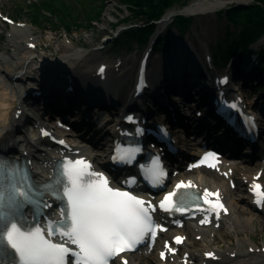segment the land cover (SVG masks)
<instances>
[{"label": "snow or ice", "instance_id": "obj_1", "mask_svg": "<svg viewBox=\"0 0 264 264\" xmlns=\"http://www.w3.org/2000/svg\"><path fill=\"white\" fill-rule=\"evenodd\" d=\"M230 106L235 108L236 104ZM140 131L137 128V134ZM161 131L166 134L163 127ZM41 132L48 134L45 130ZM138 151L137 146L117 144L113 159L131 163ZM27 163L0 155V264H110L113 258L136 249L147 238L154 241L157 230L164 227L154 218L156 205L132 191L135 177L124 180L127 187L113 186L109 177L94 170L84 157L64 156L53 162L49 178L37 184ZM141 174L153 186H158L166 172L159 157L153 156L148 164L141 165ZM193 187L191 181H179L164 193L158 202L159 208L169 214L200 208ZM260 187L253 184V191ZM209 195L217 199L209 200ZM258 195L261 197L258 202L264 203V192ZM200 198L209 205L204 209L206 212L215 211L218 215L219 209L227 211L218 192L210 193L205 188ZM54 201L61 202V219L57 221L48 219V213L43 211ZM27 207L31 208V220L24 215ZM174 239L179 243L184 238L177 235ZM205 255L214 254L206 252ZM160 256L164 257L165 252L161 251ZM120 258L127 264L126 257Z\"/></svg>", "mask_w": 264, "mask_h": 264}, {"label": "rangeland", "instance_id": "obj_2", "mask_svg": "<svg viewBox=\"0 0 264 264\" xmlns=\"http://www.w3.org/2000/svg\"><path fill=\"white\" fill-rule=\"evenodd\" d=\"M193 1L194 0H187L183 5L182 3L177 4L175 2L174 5L172 4L173 6L170 7L175 6V8L179 9L178 6H184V8H186V6ZM249 2L250 1L246 3ZM62 13H64L63 15L66 14L67 17H76L77 21L82 23L84 27L74 28L75 26H72L68 30V35H65L54 18V16H59V14ZM0 14L1 16H9L13 22L8 23L0 16V55H12L16 53L22 57L28 58L30 56L33 60H35L34 58L40 59L41 55H45L51 59L66 54L70 49L79 50L81 53L78 57L80 58L75 57L76 60L71 61V64L75 65V69L71 71L72 73H69L70 78H81L82 74L84 77L92 76L96 65L101 62L107 65L109 76L111 77V68H116V66H120L121 63V70L117 73L118 75L116 77L125 80V82L123 81L124 84L122 83L124 86L123 91L124 93L127 91L128 79L133 75L136 61L143 52L135 39L136 35L132 32H130L132 33L130 35L122 34L118 39V41H121L117 42V44H115L113 40L108 39L104 43V48L102 50H94L95 47L102 44L100 39H102L103 36H111L109 30L113 28L114 25L120 24L124 18H130L128 17L129 13L126 7L121 5L119 0H0ZM88 16L92 18L89 19ZM96 16H98V18L94 19L93 17ZM184 17L189 16L184 13ZM130 19L133 20L134 18ZM139 20H141V18H136V21ZM188 21L190 22L187 27L181 31L183 33L181 36L178 35V31L174 25L168 24L165 28L166 36H164V38L167 41L168 39H172L173 41L167 43L166 47L162 45V51L166 48L170 50L174 48V52H176L175 55H171V52L168 53L166 58L167 63L169 59L175 58L179 56V54L182 55L178 44H182L185 47L183 44L185 42L188 47L187 50L194 51L199 56L206 52L211 54V52L219 51L224 47L225 44L223 40L227 33L229 37H232L233 34L235 35L237 32L236 26L225 19L223 8L216 10L214 13L190 16ZM86 23H90L91 27H88ZM15 25H24L29 28L35 48L27 51V53H20L17 47H11L9 43V34L12 27ZM178 37L182 40L181 42H179ZM256 37L255 40L258 39L256 45L264 46V32L258 34ZM159 40L160 38L158 41ZM20 41L21 44L24 45L22 39H20ZM256 47L255 45L252 46L253 49ZM162 53L160 52L159 55L152 54L150 59V64L152 63L150 74L156 72L154 68H159L153 65L154 62L156 65H158V63L161 64V60H163ZM10 62L11 60L4 64H9ZM183 62V59L179 61L180 64ZM214 65L217 70H221L222 67L217 66V64ZM246 70L247 69H244L245 72ZM213 71L215 72V69ZM189 74L190 72L188 75ZM232 85L237 87L235 84ZM238 85L243 88L240 84ZM248 85L253 86V81L250 80ZM245 90L251 92L249 93L250 95L253 94L252 96L255 98L254 101H258V104L264 101V90L257 92L250 88H245ZM80 105L82 106V103ZM77 108L78 107L74 106V108L70 109V113H68L73 114L76 119L80 116V112ZM68 116L72 117V115ZM89 132L93 134V137L96 136L92 128L89 129ZM66 133L72 134L71 132ZM261 165L262 162L259 161L256 166H246L249 169L254 168L256 170ZM237 209L240 210L241 206L238 205ZM250 213L255 218L254 226L249 227V229L245 231L238 230V226H233L232 229L220 226L213 234L201 237L199 241L194 240L193 245V240L188 237L187 245L189 250H197L196 248H200L203 244H207L204 245L203 248L211 245L210 247H214L221 252H228L230 249H235L238 240L242 241L245 239L247 241L244 240L245 243L242 245V250L249 248V244H247V242H249L252 248L255 247L257 251H262V248L264 249V216L256 214L252 210H250ZM262 254L264 253L262 252ZM258 259L260 258L258 257ZM239 263L255 264V261L244 259L239 261Z\"/></svg>", "mask_w": 264, "mask_h": 264}, {"label": "bare ground", "instance_id": "obj_3", "mask_svg": "<svg viewBox=\"0 0 264 264\" xmlns=\"http://www.w3.org/2000/svg\"><path fill=\"white\" fill-rule=\"evenodd\" d=\"M236 0H194L193 2H190L186 8H184V12L186 14H209L214 13L216 10L221 9L225 7L226 5L231 4ZM20 39H22L23 44H21ZM9 43L12 46H15L19 49L20 53H27L28 51V44L34 43L32 41V38L30 36V30L26 26H13L10 34H9ZM182 56L186 62V65L188 64H194V61L190 58H187L185 56V50L180 48ZM79 50H73L70 49L66 54L60 55V57L56 58L55 62L59 63L64 67L63 63L66 62L68 64L71 59L77 57L80 55ZM178 59H181L179 57H175L170 59V63H166L167 67H177ZM11 60V64L7 65V71L8 73L14 71H20L21 70V62H26L23 72L28 73L29 71H32V68L29 67L33 63V59L30 58V56L22 57L14 54H1L0 55V64H4L7 61ZM164 62H166V59H164ZM28 65V66H27ZM165 65V64H164ZM73 67L72 65H69ZM154 67L156 66V63L154 62ZM122 67V65H121ZM189 67V66H187ZM35 68V67H34ZM65 68V67H64ZM50 72H59L57 67L52 66V70L47 68ZM64 71V70H63ZM0 72H3L1 70L0 65ZM43 79H40V81L43 82V86L49 84V87L52 85H56V88L59 86L57 83L61 84L62 82L59 81L56 83V79L53 76L52 73H49L47 71H43ZM64 73V72H63ZM55 74V73H54ZM62 76V75H60ZM84 78L87 77H82ZM201 81L199 82V84ZM20 93V87L17 83H15L14 86L9 87L8 84L3 79V76L0 75V146L5 148L6 152L11 154L14 157H18L22 154L30 160L31 168L34 176L37 179H42L50 174V167L53 164V154L49 152L48 150L44 149L41 146V143L35 142V136L36 132L32 129H30V132L25 128V123L29 120L30 123L28 124H37L38 126L47 125L52 128V122L48 118V115H42L39 116L37 113L30 112L28 108L26 107V104L22 101V99L19 96ZM56 100H63L65 99L64 96H60L58 94H55V92H51L50 95L47 96L48 101H50V104L52 103V99ZM48 105V103H47ZM52 105V104H51ZM19 111V114L17 112ZM33 131V133L31 132ZM73 142L76 143L77 148L81 150L83 154H85L88 158L92 159L93 161H96V156L92 152L93 146L91 144H88L85 139H75ZM190 146V151L188 152V155H193L196 153V149H198V143L196 141L188 143ZM105 146L102 144V148ZM225 164L221 165V168L224 167ZM218 175L212 176V175H205L201 172H184L178 174L174 178V182L180 179H186L190 178L194 181V183L197 186H206V187H213V188H220L222 193L224 194L226 198V202L229 206V214L226 216H222L219 222L227 227L226 228H233V226H238V230L245 231L246 229H249V227L254 226L255 218L250 213V209L248 207L247 200L244 196L241 195H233L228 188L227 181L223 178V176ZM250 175V174H248ZM242 176L246 177V174L243 173ZM173 182V183H174ZM238 205L241 206V209L238 210ZM183 231H189L193 235H200L205 236L207 233L211 232L212 229H206L197 226L196 224H190L185 223L182 228ZM243 245V241H238L236 250L231 251L236 253L235 258H241V257H251L253 256L255 264H264V255L259 254L260 259L257 258V255L254 253H250L247 250H242L241 247ZM229 252V253H231ZM195 254V252H194ZM217 260L222 261L224 264H227L228 262H231V260L228 257H223L221 252L217 253ZM194 255L193 252L191 253V259L194 262L196 260L193 259ZM156 258L151 255L142 254L137 256V258H132L131 264H156L155 263Z\"/></svg>", "mask_w": 264, "mask_h": 264}, {"label": "trees", "instance_id": "obj_4", "mask_svg": "<svg viewBox=\"0 0 264 264\" xmlns=\"http://www.w3.org/2000/svg\"><path fill=\"white\" fill-rule=\"evenodd\" d=\"M187 0H119V3L126 7L130 18H144L146 25L143 28L131 31L136 35L138 42H143L146 33L150 30V20L158 18L165 10L170 6L186 2ZM173 4V5H172ZM59 14L55 16L58 23L64 25L68 30L70 27L74 28L84 27L82 23L77 21L76 17H67L66 14ZM226 18L237 27L235 35L229 37V34L225 35L224 47L221 52L227 55L231 54L236 48L244 47L248 43L258 36V34L264 32V0H256V2L248 4L247 6H239L237 8H230L225 11ZM89 17V16H88ZM92 17H89V19ZM98 18V16L93 17ZM128 19V18H126ZM125 19V20H126ZM189 19V18H188ZM186 17L177 15L174 18L173 25L177 30L182 31L187 27L188 21ZM35 20V19H34ZM91 23V21H90ZM90 23H86L88 27H91ZM128 33V35L132 34ZM163 39L160 38L158 47L160 48ZM261 50L258 52L260 53ZM243 52V51H242ZM247 51L245 50L244 53ZM216 55H220V51H217Z\"/></svg>", "mask_w": 264, "mask_h": 264}]
</instances>
